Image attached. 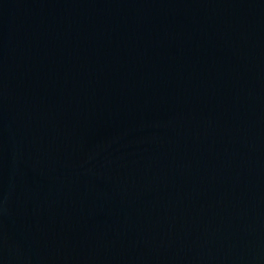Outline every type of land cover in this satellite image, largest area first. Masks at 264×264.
<instances>
[{"label": "water", "instance_id": "1", "mask_svg": "<svg viewBox=\"0 0 264 264\" xmlns=\"http://www.w3.org/2000/svg\"><path fill=\"white\" fill-rule=\"evenodd\" d=\"M0 264H264V0H0Z\"/></svg>", "mask_w": 264, "mask_h": 264}]
</instances>
